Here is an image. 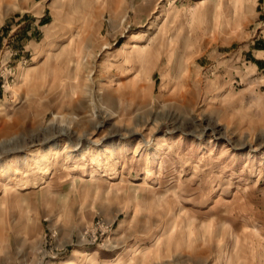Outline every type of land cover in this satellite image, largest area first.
<instances>
[{"label":"rangeland","instance_id":"obj_1","mask_svg":"<svg viewBox=\"0 0 264 264\" xmlns=\"http://www.w3.org/2000/svg\"><path fill=\"white\" fill-rule=\"evenodd\" d=\"M263 64L264 0H0V264H264Z\"/></svg>","mask_w":264,"mask_h":264},{"label":"bare ground","instance_id":"obj_2","mask_svg":"<svg viewBox=\"0 0 264 264\" xmlns=\"http://www.w3.org/2000/svg\"><path fill=\"white\" fill-rule=\"evenodd\" d=\"M106 86H107V84H106ZM106 86H103L102 88L104 89ZM57 150L58 149H57V147L55 145H53V144L52 145H48L47 149L39 151L35 155H31L30 157L26 156L24 164L27 167H30V166L38 167L40 162H42V163L47 165V164H49V160H50L51 156L58 152ZM64 152L70 153V147L66 146L64 148ZM102 152L103 151L101 149H97V150L93 151L92 157L97 159V158H99L101 156V154H103Z\"/></svg>","mask_w":264,"mask_h":264},{"label":"crops","instance_id":"obj_3","mask_svg":"<svg viewBox=\"0 0 264 264\" xmlns=\"http://www.w3.org/2000/svg\"><path fill=\"white\" fill-rule=\"evenodd\" d=\"M263 66H264V64H263Z\"/></svg>","mask_w":264,"mask_h":264}]
</instances>
